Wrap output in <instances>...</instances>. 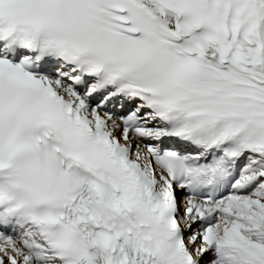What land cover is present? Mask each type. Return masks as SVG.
Wrapping results in <instances>:
<instances>
[{"label": "snow or ice", "instance_id": "1", "mask_svg": "<svg viewBox=\"0 0 264 264\" xmlns=\"http://www.w3.org/2000/svg\"><path fill=\"white\" fill-rule=\"evenodd\" d=\"M0 264H264V0H0Z\"/></svg>", "mask_w": 264, "mask_h": 264}]
</instances>
